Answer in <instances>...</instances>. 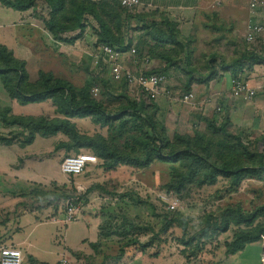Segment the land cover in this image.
Wrapping results in <instances>:
<instances>
[{
	"label": "rangeland",
	"instance_id": "374dc122",
	"mask_svg": "<svg viewBox=\"0 0 264 264\" xmlns=\"http://www.w3.org/2000/svg\"><path fill=\"white\" fill-rule=\"evenodd\" d=\"M235 1L243 4L244 0ZM223 2L225 0L203 1L202 5L207 7L196 11L192 20L194 21L192 30L180 31L178 27L185 47L181 52L173 49V52L178 53L172 54L175 58L174 66L164 73L168 82L166 81L153 93H142L134 87H124L123 82L112 80L111 69L108 66H105L107 68L104 70L101 66L93 65L91 56L97 53L94 46L96 35L93 32L96 22L90 17L86 18L83 31L78 30L63 35L66 39L77 36L80 38L73 45L65 43L64 58L58 59L59 62L54 58L40 56L37 52L29 51L30 55H26L24 50L21 51L17 47L15 49L6 47L15 50L16 59L25 61L27 65L25 68L27 67L26 71L31 82L37 80V70L41 69L45 72L55 68L57 76L70 78L72 84L80 88L87 78L103 72V78H101L103 82L94 84L95 92L90 94L92 98L100 101L107 110L114 113L119 109L120 104L125 102L121 96L126 95L142 105L145 112L162 125L164 135L169 142L175 133L193 139L198 135L207 134L210 131L207 122H212L216 127L225 123L228 133L239 138L235 142L246 148V154L241 157L242 162H258L261 156L264 157V86L260 93L263 95V102L254 98L230 109L224 108V104L219 103L220 111L215 109L217 102L201 107L193 102L195 97L201 100L206 95L208 89L203 86L199 89L190 88L187 91H183L182 87L179 88L185 85L189 77L199 83L209 75L213 77L212 79L218 78L219 73L225 70L226 63L220 60L218 54L226 52L228 45L235 41L232 38L234 34L238 36L241 31L237 25L225 27L220 24V19L226 22L227 13L232 15V17L228 16L231 21H234L238 15L236 10L222 12L220 7ZM150 13L152 14V10L141 8L137 10V13L125 10L121 15L122 30L119 37L124 38L126 34L132 35L131 48L140 49L142 45L143 48L139 51L140 55L143 53L141 57H148L144 52L153 45L152 41L150 44L147 42L148 30H143L144 25H148L151 21L158 23L160 21L157 16L151 18ZM138 14L142 19L135 18ZM28 15L41 23L48 19V8L39 1L36 3V8ZM113 24L112 21L111 27ZM205 25H209V29ZM246 26L247 22L244 38ZM183 27L187 28L188 25ZM150 33L157 32L152 29ZM115 35L118 37L117 32ZM27 38L22 35L19 38L17 34L15 44L24 47ZM48 40V46H53L52 48L58 51L59 49L56 48L58 45ZM28 42L30 43V40ZM125 43H128V39L124 38V45ZM237 44L240 48L241 44L239 42ZM209 49L213 50L212 57H219L210 58L208 54L212 50L209 51ZM210 66L215 71L212 72ZM164 68L162 66L153 70L164 72ZM239 78L243 79V77ZM2 87L0 80V106L6 107L10 105V100ZM190 93L194 95V99L188 103L181 102L183 97ZM10 107L12 108L10 115L14 116L38 114L46 118L57 117L51 101L24 106L15 103ZM70 121L75 124L81 134L89 137L102 135L122 151L130 152L132 147L136 150L132 145V139L139 135L136 126L139 123L130 124L131 126L120 131L117 123L111 128L100 129L94 126L89 118ZM10 130H14V133L19 132L18 127H0V135L11 136L8 134ZM143 130L145 133L148 132L145 127ZM63 141L65 138L55 135L51 138L36 136L33 144L25 147H21L18 142L10 146L0 144V191L6 190V193L12 191V186L9 184L11 173L19 178V183L26 181L24 184L27 185L26 190L20 191L16 215L12 214L14 217L10 215L7 223L3 219L9 215L7 212L9 194L1 192V195L0 193V222L9 223L1 231V245L10 246L11 244H8L10 239L14 242L26 240L28 244L24 246V249L30 256L45 263L54 264L60 258V254L67 249H86H80L81 240H93L97 231L103 243L111 244H107V249L101 250H109L110 256L104 259L105 264L117 263L118 249L122 247L121 245L134 240L138 245L140 244L136 248L139 251L142 244H151V247L145 254L142 253L145 256H139L140 252L137 254L134 247H131L128 250V258L136 257L132 264H264L260 241L246 246L235 255L227 257L223 255L225 245L237 239L241 233L249 229L255 232L258 230V225H264L263 219L254 221L250 226L245 223L242 225L234 223L237 218L242 216L245 219L254 209L264 205V173L245 176L237 186H234L230 180L222 177H216L213 182H210L201 175V172L188 177L187 170L180 164L171 165L155 161L145 168L120 167L107 172L101 168L102 164L99 161L96 165H86L82 175L70 177L63 175L60 171L63 159L74 154H67L63 149L57 148ZM236 152L240 158L242 152L240 147ZM79 153L93 154L86 150ZM9 165L12 172L8 169ZM12 166L14 168L18 166V170ZM180 174L183 176H179ZM169 186L173 188L170 189ZM17 187L20 190L22 186L18 184ZM67 203L76 206L78 210L76 221L64 225L54 224L52 221L56 218L64 221ZM173 203L175 209L171 211L169 205ZM25 212H34L38 219L36 223L31 216L17 217L18 213ZM225 216L232 224L227 232H219L217 227L220 229L223 225ZM85 217L88 219H84ZM17 227H19L18 231L15 230ZM262 238L264 233L261 236L263 241ZM75 258L72 254L70 264L78 263V261L75 262ZM141 259L144 260L141 261ZM83 260L84 264H94L91 259ZM23 264L27 263L24 261Z\"/></svg>",
	"mask_w": 264,
	"mask_h": 264
},
{
	"label": "trees",
	"instance_id": "16d2710c",
	"mask_svg": "<svg viewBox=\"0 0 264 264\" xmlns=\"http://www.w3.org/2000/svg\"><path fill=\"white\" fill-rule=\"evenodd\" d=\"M39 1H42L48 8V19L43 20V25L54 40L74 44L80 36L66 39L62 38L63 35L65 33L77 32L78 30L83 31L86 18L90 17L96 22V28H93V32L96 35L95 48L100 45L116 46L118 48L115 49H118L122 53L129 52L132 49V35H125L124 38L128 39V43H125V45L124 38L119 37L122 30L121 15L126 10L120 5V1L0 0V5L12 11L23 13L34 10L36 3ZM131 12L137 13V10ZM139 16L138 14L135 18L142 19ZM155 16L160 18L159 23L151 21L148 25H144L143 28V30H148L146 36L150 38V41L148 38L147 42L149 44L151 41L153 42V45L144 53L150 59L159 60L164 63V72L151 70L150 73L164 75L168 69L174 66L173 62L175 58H173L172 54L176 55L178 52H181L185 44L180 38L178 26L175 22L170 21L168 16L164 15V12L152 10L150 17L155 18ZM126 18L129 19L128 16ZM112 21L114 24L111 27L110 23L112 24ZM125 27L127 26L125 25ZM152 29L157 33H150ZM115 32L118 33V37L115 35ZM142 48L141 45L140 49L135 50V57L137 59L143 55V53L140 55L141 52H139ZM173 49L178 52H173ZM261 50H264V48ZM244 60L264 64V58L253 52ZM25 66L24 61L16 59L10 50L0 45V80L9 97L21 106L51 101L55 107L54 112L57 117H16L10 115L8 108L0 109L3 125L5 127H18L19 129V132L16 131L18 133L12 132L10 133L11 136L8 137L0 135V144L10 146L12 143L18 142L21 147H25L31 145L36 136L51 138L55 135H61L65 138V141L59 143L57 148L63 149L67 154L74 153L73 155L88 154L95 156L98 162H101V168L107 172H112L114 169L120 167L145 168L157 161L171 165L180 164L187 170L186 176L188 177L201 172V175L210 182H213L216 177H222L230 180L234 186H237L245 176L264 173L263 156L259 158L258 162H242L241 157L246 154V148L235 142L239 138L228 133L229 131H227L225 123L220 127H216L212 122H207L210 130L207 134L198 135L197 139H193L175 133L173 139L169 142V139L164 135L162 125L152 115L147 114L142 105L131 100L126 95L121 96V99L125 100V102L121 103L119 109L114 113L107 110L105 105L100 101L92 98L90 94L94 84L103 82L101 79L103 78V72L96 73L94 77L87 78L83 86L77 88L67 80L56 78L51 73L41 71L37 75V80L31 83L29 82ZM100 66L104 70L107 68L99 64L98 67ZM228 69L233 70L230 73L232 78L238 77L235 67ZM212 78L209 75L205 78L204 82H209ZM193 81L189 77L184 83L185 85L179 86V88L182 87L183 91H187L191 88ZM121 82L124 83V87H128L125 81ZM87 118L91 119V123L100 129L111 128L117 123V128L120 131L125 130L130 124L136 125L139 123L136 125L139 135L132 139V145L135 146L136 150L132 147L130 152L122 151L102 135L89 137L88 135L81 134L76 129L75 124L70 121L72 119ZM144 127L148 129L147 133L144 132ZM238 147L242 150L240 158L238 152H236ZM83 150L90 151L94 155L79 153ZM166 150L168 151L167 153ZM179 176L183 175L180 174ZM168 188L172 189L173 187L169 186ZM227 219L228 217L225 216L222 222L223 225L220 229L217 227L219 232L228 231L232 222ZM258 219L264 220V205L254 209L245 219L242 216L237 218L234 223L236 225L245 223L250 226ZM257 229L255 232H252L253 229H249L250 231L241 233L237 239L225 245L226 255H235L241 252L245 246L261 241L264 225H258ZM139 245L135 240L121 245L122 247L118 249L119 258H122L131 247H134L136 252L143 254L151 247V244H142L139 251L136 249ZM31 264L36 263L33 261Z\"/></svg>",
	"mask_w": 264,
	"mask_h": 264
},
{
	"label": "crops",
	"instance_id": "0c3cea01",
	"mask_svg": "<svg viewBox=\"0 0 264 264\" xmlns=\"http://www.w3.org/2000/svg\"><path fill=\"white\" fill-rule=\"evenodd\" d=\"M203 1H205V0H139V2L142 3V6H144V9L158 10L160 12L166 13L169 20L175 22L177 24V26L179 27L180 31L181 30L183 31L185 29L187 31L192 30V26L194 25V24H192V22H194L192 20L195 17L194 15H195L196 11L197 10L200 11L202 9V7H207V6L202 5ZM242 3L243 4H240L239 2L236 3L235 0H233V1L232 0H228V1L225 0V2H223V4H222V7H220L221 8L220 10H222V12L224 11L225 13H227L226 12L227 10H229L231 12L236 10L238 12V15L234 21H231V19L228 17V16L232 17V15L227 13V18L225 19L226 22L224 23L223 21H221V19L219 22L221 25H223L225 27H229V26L234 27V25H237L238 28L240 29L241 33H239L238 36L234 34V37H232L233 40H235L234 41L235 44L233 43V44L228 45V47H227L228 50H226L227 56H226V52H223L221 54L217 53L220 56V60L225 61V63H226L225 70L221 71L219 73V77L212 79L209 82H204L205 81V79H204L203 81L199 82L201 84H199L196 81H193L191 88H193V89L198 88L199 89L200 87L203 86L205 89H208L206 95L201 100L196 98V97L193 100V102L197 106L201 107L204 105H212L214 102H217L215 104V109L220 111L219 103L224 104V108H226V109H230L235 105L240 106V105H242V103H244L243 101L236 99V98L232 97V95H231L230 80L232 79V77H231L230 73H232L233 70L228 69L230 67L231 68L235 67V72L238 74V77H243V79L248 83V85L251 88L257 90L258 94L255 97L256 98L255 100H259V101L263 102V99H262L263 95H260V93H262L261 90L263 89V86H264V64H258V62H251V61L248 62L244 59H246V57H248L249 54L252 52L255 54H259V55H261V57L264 58V50H261L262 48H264L263 47L264 43L252 46V45H248L244 42V37H243L244 28H245L246 22H248V19L250 18V11L248 8L249 0H244ZM239 9H242V11H238ZM29 12H31V10H29L27 12H23V13L15 12V11H12V10L7 9V8L0 5V45L5 46V47L7 46L10 48L14 47L13 49H15L17 47V49H20L21 51L24 50L23 52H25L26 55H30L29 51H33V52L40 53V56L48 57L49 59L54 58V60L57 59V61H58V59L64 58L63 53H64V49H66L65 43L62 41L54 40L52 38V36L45 30L43 22L40 23V21L37 20L36 18H34L33 16H29L28 15ZM253 20L258 22V23L264 24V7L260 8L256 13L253 14ZM187 25H188L187 28L183 27V26H187ZM205 27H208L207 29H209L210 26L205 25ZM17 34H18L19 38L21 37V35L23 37L29 38V39L28 38L25 39L26 45H24V47L23 46L20 47V44H15L16 40H17L16 39ZM181 34L183 35V33H181ZM46 35H48L49 37H45ZM36 36H38L37 39L35 38ZM184 36H186V35H184ZM62 38H66V37H62ZM228 38H229V36H228ZM29 40H30V43L28 42ZM47 40L48 41L51 40L53 42V44L58 45V46H56V48H58L59 50L56 51L54 48H52L53 46L52 47L50 45L48 46ZM237 42H239V44H241L240 48H239V45L237 44ZM68 45H73V44H68ZM260 47H262V48L260 49ZM10 48L9 49L7 48V49L12 52L13 50ZM221 49H222V47H221ZM210 50H212V49H209V51ZM221 51H223V49ZM211 52H213V50L210 51L208 54V56L210 58L214 59L216 57H219V56L212 57L213 53L211 54ZM15 55H16V52L13 53V56L16 58ZM242 59H243V61H242ZM20 61H22V60L20 59ZM119 62L124 68H126L127 70H130L132 72H138V71H142V70H153L155 68H160V67L164 66L162 64V62H158V60L149 59L148 57H145V56L137 59L136 57L135 58L131 57L128 53H124ZM64 64H65V62H64ZM211 67L212 66H210L211 71L212 72L215 71V69H212ZM54 69H52L51 71H45V72L43 70L39 69V70H37V75L40 71L44 72V73H51V74H53L54 77L67 80L72 84L70 78H63V77L57 76ZM28 78H29V75H28ZM29 82H31L30 78H29ZM31 83H33V82H31ZM6 94H7V92H6ZM259 95H260V97H259ZM7 97L10 100V105L17 103L16 101L12 100L8 94H7ZM258 97H259V99H258ZM259 101H257V102H259ZM46 102H48V101H46ZM40 104H42V103H40ZM10 105L6 106V107L0 106V109L8 108L11 111L12 108L10 107ZM12 116H14V115L12 114ZM15 116L18 117L17 115H15ZM21 117H41V116L38 114L37 115L34 114V116H21ZM0 127L1 128H10V127H5L3 125L1 117H0ZM12 132H14V130H10L8 132V134H10ZM1 145H3V144H1ZM12 167L14 168V166H12ZM8 169H10V171L12 172L10 165H9ZM14 169L18 170V166H15ZM17 175H18V173H17ZM9 181H10L9 184L12 186V188H11L12 191L11 192L9 191L8 193H6V190L0 191V193L2 192L4 194H9V196H10V197L7 196L9 209L5 208V209H7V212L9 213V215H6V217L3 219L4 222H6V223L8 222L10 215L11 216H13L12 214L16 215L18 207H19L18 199H19L20 191L26 190V188H27V185L24 184L26 181H23V183H19V178L16 175L14 176L12 173L10 174ZM18 184H20L22 186L20 188V190L17 187ZM2 193H1V195H2ZM12 203H14V204H12ZM27 216L33 217L35 219L34 220L35 223H36V220H38L34 212H28V213L25 212V213H18L17 214L18 218H20V217L25 218ZM84 219H88V218L85 217ZM52 222L54 224H60V225L65 224V221H60L57 218L55 220H53ZM8 225H9V223L4 224V223L0 222V234H1L2 229H4ZM95 229L97 230V227H95ZM15 230L18 231L19 227L15 228ZM94 238H93V240L91 239L90 241L87 239L81 240L79 247H80V249L86 248L84 250L83 249L82 250L67 249L66 252H63V254H60L61 255L60 258H58L54 264H62L61 262L63 260L66 261V264H70L72 254H74V257H76L75 262L78 261L77 264H84L85 263V261L83 260L84 258L91 259L94 262V264H96L97 262H98V264H105L104 259H106V258H108V256H110V254L108 252L109 250H105V251H101V250H103L104 248L107 249L108 245H111V244L107 243V242L103 243L102 239H100V237H98L97 231H96V237H94ZM9 241L10 242L8 244H11L10 246H13V247H15L21 251V253L23 254V257H24V261L27 264H31V262H33V261L36 264H48V263H45L43 261L38 260L37 258H33L32 256H30L27 253V251L24 249V246L26 244H28L26 242V240H23L21 242H18V241L14 242L13 240L10 239ZM260 243L262 244V253H263L262 256L264 258V240L263 241L261 240ZM3 245H1V242H0V247L6 246V245H4V246ZM249 245H251V244H249ZM96 246H97V248H96ZM83 251L85 253H83ZM136 253L138 254V252H136ZM100 254H102V255H100ZM139 254H140L139 256H145L142 253H139ZM223 255L225 257H227L226 252ZM135 259H136V257H134L133 259H131L130 257L128 258V251H126V253L123 255V257L119 258L116 261L117 263H114V264H132L135 261ZM142 260H144V259H141V261Z\"/></svg>",
	"mask_w": 264,
	"mask_h": 264
},
{
	"label": "built area",
	"instance_id": "2783aa9c",
	"mask_svg": "<svg viewBox=\"0 0 264 264\" xmlns=\"http://www.w3.org/2000/svg\"><path fill=\"white\" fill-rule=\"evenodd\" d=\"M120 5L128 10L135 11L143 8L139 0H120ZM264 7V0H249L250 18L248 19L245 33V43L248 45H257L264 43V24L258 23L253 20V14L260 8ZM95 55L91 56L93 65L99 64L108 66L111 69L112 80L115 82L125 81L128 86L134 87L142 93H153L155 90L162 86L167 81V77L163 74H151V70H142L132 72L127 70L120 64V59L124 53L120 52L108 45H100L95 48ZM128 53L131 57L135 58V49H131ZM147 63V62H146ZM231 95L236 99H241L244 102H249L257 95V90L251 88L248 83L239 77L230 80ZM92 92H95L92 89ZM194 99L193 94H188L183 97L181 102L188 103ZM97 158L88 154H77L69 156L61 162L60 171L65 176H80L85 172L86 165H96ZM175 209L174 203L169 205V210ZM78 210L74 204L67 203L65 207V223H73L76 221ZM264 240V238H262ZM264 261V258H263ZM24 257L21 251L13 246L0 247V264H23ZM62 264H66L63 260Z\"/></svg>",
	"mask_w": 264,
	"mask_h": 264
}]
</instances>
